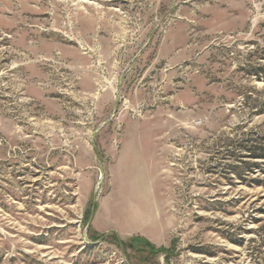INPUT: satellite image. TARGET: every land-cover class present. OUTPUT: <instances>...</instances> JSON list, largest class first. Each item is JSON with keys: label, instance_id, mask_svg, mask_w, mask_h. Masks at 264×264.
Listing matches in <instances>:
<instances>
[{"label": "rangeland", "instance_id": "rangeland-1", "mask_svg": "<svg viewBox=\"0 0 264 264\" xmlns=\"http://www.w3.org/2000/svg\"><path fill=\"white\" fill-rule=\"evenodd\" d=\"M261 69L264 0H0V264H264Z\"/></svg>", "mask_w": 264, "mask_h": 264}, {"label": "trees", "instance_id": "trees-1", "mask_svg": "<svg viewBox=\"0 0 264 264\" xmlns=\"http://www.w3.org/2000/svg\"><path fill=\"white\" fill-rule=\"evenodd\" d=\"M260 72H264V70H263V69H261V70H257V72L255 73L256 76L260 75ZM255 149H257V148H255ZM257 150L261 151L262 154H260V155H258V156L255 155V156H256L255 158L261 156L260 158L264 159V150H261V149H257ZM143 242H144V241H143L142 238H140V237H134V238L131 239V246L134 247L135 244L143 243ZM146 244H147L148 247L151 248V250H153V252H154L155 254L163 251V250H160V251L156 250V249L154 248V246H152V245H151L150 243H148V242H146Z\"/></svg>", "mask_w": 264, "mask_h": 264}]
</instances>
